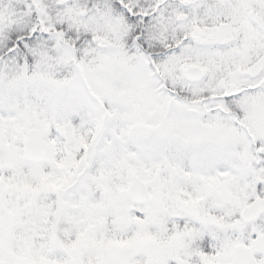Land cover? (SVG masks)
<instances>
[{
    "label": "snow or ice",
    "instance_id": "6c2138e0",
    "mask_svg": "<svg viewBox=\"0 0 264 264\" xmlns=\"http://www.w3.org/2000/svg\"><path fill=\"white\" fill-rule=\"evenodd\" d=\"M0 264H264V0H0Z\"/></svg>",
    "mask_w": 264,
    "mask_h": 264
}]
</instances>
